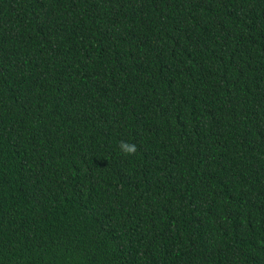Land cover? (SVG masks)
<instances>
[{
  "label": "trees",
  "instance_id": "16d2710c",
  "mask_svg": "<svg viewBox=\"0 0 264 264\" xmlns=\"http://www.w3.org/2000/svg\"><path fill=\"white\" fill-rule=\"evenodd\" d=\"M0 264H264V0H0Z\"/></svg>",
  "mask_w": 264,
  "mask_h": 264
},
{
  "label": "clouds",
  "instance_id": "9594fccd",
  "mask_svg": "<svg viewBox=\"0 0 264 264\" xmlns=\"http://www.w3.org/2000/svg\"><path fill=\"white\" fill-rule=\"evenodd\" d=\"M118 147L125 156H129V157L135 156L138 150L136 144L129 143L128 141H123V140L119 142Z\"/></svg>",
  "mask_w": 264,
  "mask_h": 264
}]
</instances>
